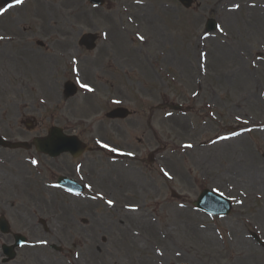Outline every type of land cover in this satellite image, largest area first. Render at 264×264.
I'll return each mask as SVG.
<instances>
[{"label": "rangeland", "instance_id": "1", "mask_svg": "<svg viewBox=\"0 0 264 264\" xmlns=\"http://www.w3.org/2000/svg\"><path fill=\"white\" fill-rule=\"evenodd\" d=\"M40 1L0 13V135L29 141L56 126L131 155L110 162L98 150L51 160L0 149V216L11 229L0 232V264H37L36 239L43 260L63 264L77 250L78 264H264V0H195L190 9L176 0H104L98 8L79 0L62 2L60 16V0H47L42 22ZM210 18L212 33L204 26ZM85 33L98 35L94 50L78 45ZM221 47L230 50L225 58ZM66 81L79 86L67 100ZM85 82L95 96L85 95ZM115 104L130 116L107 120ZM169 104L182 111L163 108ZM27 117L37 123L31 131ZM71 172L90 184L85 196L55 186ZM203 189L230 198L231 213L196 210ZM129 207L148 224L133 220ZM16 233L27 242L4 262L1 246ZM96 243L102 252L88 257Z\"/></svg>", "mask_w": 264, "mask_h": 264}, {"label": "water", "instance_id": "2", "mask_svg": "<svg viewBox=\"0 0 264 264\" xmlns=\"http://www.w3.org/2000/svg\"><path fill=\"white\" fill-rule=\"evenodd\" d=\"M10 0H0L1 4H5L9 2ZM180 3L186 7L189 8L194 0H179ZM90 2L95 3L97 5H101L103 3V0H90ZM206 28L208 31H211L215 28V22L213 20H208L206 24ZM96 37L95 35H84L82 39L80 40V44H84L87 49H93L95 44ZM75 87L72 86L69 83H66L65 85V91L64 95L65 97H70L75 93ZM174 109H178L179 107H171ZM127 111L124 109H116L113 112L109 113L108 117H126ZM35 147L37 150L42 151L44 153L49 154L50 156H57L61 152L64 151H73L77 150V141L74 137H66L61 133L60 129L52 128L49 130V136L44 139H38L34 142ZM0 146L9 147V148H29L30 145L25 142H6L2 138H0ZM67 184V185H74V182L71 180H66L65 178L62 179L61 184ZM207 202L214 203V207H209ZM195 205L209 213L213 214H227L230 209V204L228 200L224 199L223 197L219 195L212 194L211 192L204 190L198 201L195 203ZM0 231L3 233L9 232V225L7 221L1 217L0 218ZM15 246L21 245L24 243V238L20 235H15ZM14 246L6 247L3 246L4 253L8 256V259H12L15 256V252L13 251Z\"/></svg>", "mask_w": 264, "mask_h": 264}, {"label": "bare ground", "instance_id": "3", "mask_svg": "<svg viewBox=\"0 0 264 264\" xmlns=\"http://www.w3.org/2000/svg\"><path fill=\"white\" fill-rule=\"evenodd\" d=\"M46 1L47 0H42V1H40L39 2V7H40V9H39V18H40V21L42 22V19H43V16H42V9H44V8H46L47 9V7H45L46 6ZM62 2H65L66 4L67 3H71V4H79V0H60V2H59V4L57 5V4H55V8L57 7V14L60 12V13H65V11L67 10V6H65V4L63 5V3ZM76 2V3H75ZM50 6H52V5H50ZM58 7H59V9H58ZM136 7H138V6H136ZM140 7V6H139ZM79 9H80V14L82 15V16H86L87 14H86V12L84 13L83 12V10H82V8H81V6L79 7ZM59 11V12H58ZM48 15V14H47ZM59 15V14H58ZM60 16V15H59ZM264 16V15H263ZM50 21H51V19H50ZM121 36H123V35H121ZM64 38H69V36H68V33H65V35H64ZM119 41H122L121 39L119 40ZM60 45H62V46H66L67 45V43L65 42V41H62V43H59ZM217 49H219V48H217ZM220 53L218 54V55H222V58H225V54H229L230 53V50L228 49H226V52H225V54H224V51H223V49H222V47H221V49H220V51H219ZM37 58V63H40L41 61H42V57L41 56H38V57H36ZM40 61V62H39ZM237 72H238V70H237ZM91 77V76H90ZM238 80L240 81V82H244L245 80H246V76H245V74H244V72L243 71H241V69H239V73H238ZM92 90L90 91L88 88H87V90H86V94L85 95H88L89 96V98L90 97H92V96H95V94H94V92H96L97 90L95 89V86L93 87V88H91ZM241 137V136H240ZM237 138H239V136L238 137H236V138H234V139H237ZM233 139H229V140H226V141H220V142H215V143H213L211 146H212V148H215L216 150H219L220 149V147H222V146H228L229 145V142H232L233 143ZM127 211H128V213L132 216V219L133 220H135V221H143L144 222V224H148V220L146 219V218H143L142 216H141V214L139 213L138 214V212H137V210H136V208H131V207H129V208H127ZM139 215V216H138ZM148 227L150 228V230L152 231H154L157 235H159L160 237H162V238H164L165 237V235H164V233L162 232V233H160L159 232V230H157L155 227H153L152 225H148ZM125 230H126V228L125 227H123ZM127 232H128V230H126ZM130 232H128V234H129ZM131 234V233H130ZM31 249H30V255L31 256H33L35 259H36V262H37V264H63L61 261H49V260H43L42 258H41V254H44V252H45V245L44 244H42L40 241H39V239H36L35 241H33L32 243H31ZM102 248L100 247V245H99V243H96L95 245H91V248L88 250L89 251V255H88V257H90L93 253L94 254H96V255H100V253L102 252V250H101ZM91 250H92V252H91ZM82 252L83 251H81V250H77V251H75V252H72L71 253V256H70V258H69V261L68 262H66V263H64V264H78V262H79V259H80V257H81V255H82ZM109 252H107V254H108ZM157 257H158V259H159V261H161L160 260V257L157 255ZM157 264H159L158 262H156Z\"/></svg>", "mask_w": 264, "mask_h": 264}, {"label": "flooded vegetation", "instance_id": "4", "mask_svg": "<svg viewBox=\"0 0 264 264\" xmlns=\"http://www.w3.org/2000/svg\"><path fill=\"white\" fill-rule=\"evenodd\" d=\"M32 121H33V123H34V125L36 126V122H35V120L34 119H31ZM83 142H86L87 143V141L86 140H84L83 138H80ZM88 146L89 147H91L92 149L94 148V147H92V146H90L89 144H88ZM94 152H96L95 150H92V151H90V152H87V153H94ZM87 153H85V154H87ZM81 158V157H80ZM80 158H78V159H80ZM78 159H76V160H78ZM71 177H75L76 179H78V180H80V179H84L83 177H82V175L79 173V174H76V173H74V172H71V174H69ZM86 178V177H85Z\"/></svg>", "mask_w": 264, "mask_h": 264}, {"label": "snow or ice", "instance_id": "5", "mask_svg": "<svg viewBox=\"0 0 264 264\" xmlns=\"http://www.w3.org/2000/svg\"><path fill=\"white\" fill-rule=\"evenodd\" d=\"M15 3H17V4L22 3V0H15ZM9 7H11V5H9ZM3 11H4V9H0V13H2ZM140 39H143V37H140ZM83 87L88 88L90 91L92 90L90 88V86H88V85H83ZM104 147L107 148L108 145L105 144ZM188 147H191V145H188ZM112 151H116V149H112ZM129 155H131V153H129ZM33 162L35 163V161H33ZM165 175H168V173H165ZM108 203L112 204L113 201L109 200Z\"/></svg>", "mask_w": 264, "mask_h": 264}]
</instances>
